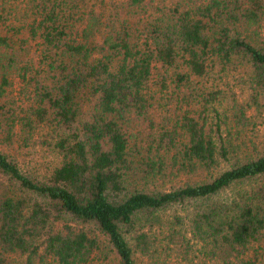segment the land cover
Segmentation results:
<instances>
[{"label": "trees", "instance_id": "obj_1", "mask_svg": "<svg viewBox=\"0 0 264 264\" xmlns=\"http://www.w3.org/2000/svg\"><path fill=\"white\" fill-rule=\"evenodd\" d=\"M174 259L264 264V0H0V264Z\"/></svg>", "mask_w": 264, "mask_h": 264}, {"label": "rangeland", "instance_id": "obj_2", "mask_svg": "<svg viewBox=\"0 0 264 264\" xmlns=\"http://www.w3.org/2000/svg\"><path fill=\"white\" fill-rule=\"evenodd\" d=\"M173 178H174V176H173ZM173 178H172V179H173ZM185 181H188V177L185 178V176H180V177H177V178H176V180L174 181V183L176 182V184H181V183H184ZM167 183L169 184L170 182L167 181ZM169 187H170V186H169ZM175 260H176V259L173 260V264H176V263H175Z\"/></svg>", "mask_w": 264, "mask_h": 264}]
</instances>
